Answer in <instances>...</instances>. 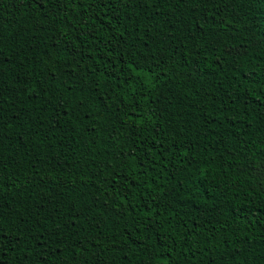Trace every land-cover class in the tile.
Segmentation results:
<instances>
[{
  "label": "trees",
  "instance_id": "trees-1",
  "mask_svg": "<svg viewBox=\"0 0 264 264\" xmlns=\"http://www.w3.org/2000/svg\"><path fill=\"white\" fill-rule=\"evenodd\" d=\"M0 109V264H264V0H0Z\"/></svg>",
  "mask_w": 264,
  "mask_h": 264
},
{
  "label": "snow or ice",
  "instance_id": "snow-or-ice-1",
  "mask_svg": "<svg viewBox=\"0 0 264 264\" xmlns=\"http://www.w3.org/2000/svg\"><path fill=\"white\" fill-rule=\"evenodd\" d=\"M43 2H44V0H32V3L37 4L38 6L41 5ZM103 2H104V0H99V3L102 4ZM105 6H107V5H105ZM80 107L82 108L83 104H81ZM0 110H2V109H0ZM5 241H6V237L4 236L3 231L0 230V248H2L4 246ZM42 247H46V243H42Z\"/></svg>",
  "mask_w": 264,
  "mask_h": 264
}]
</instances>
